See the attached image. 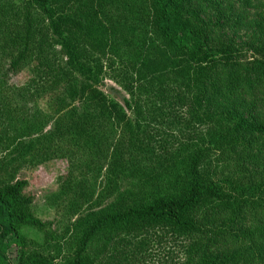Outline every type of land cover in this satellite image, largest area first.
I'll return each instance as SVG.
<instances>
[{
    "label": "trees",
    "instance_id": "trees-1",
    "mask_svg": "<svg viewBox=\"0 0 264 264\" xmlns=\"http://www.w3.org/2000/svg\"><path fill=\"white\" fill-rule=\"evenodd\" d=\"M57 160L62 231L17 178ZM159 228L264 264V0H0V264H136Z\"/></svg>",
    "mask_w": 264,
    "mask_h": 264
},
{
    "label": "rangeland",
    "instance_id": "rangeland-1",
    "mask_svg": "<svg viewBox=\"0 0 264 264\" xmlns=\"http://www.w3.org/2000/svg\"><path fill=\"white\" fill-rule=\"evenodd\" d=\"M246 40L247 37H245L244 32H241L238 34L236 41L237 43H240L241 41L246 42ZM242 46L248 49L247 46ZM57 49L60 50V47H57ZM112 68L114 71L120 70L117 65ZM27 75V73H23L20 76L13 78L10 82L14 85L22 86L27 80ZM105 84L104 90L107 93L110 92L111 87L117 90H121V88H123L117 82V80L113 81L110 78L106 80ZM38 107L40 109H45V101H40L37 105L34 103H28L25 106V110L31 116L34 114L36 109H39ZM50 128L51 126L48 125L45 130H49ZM155 140L158 141L159 137H157ZM70 172H72L74 176L77 175V171L71 164L68 163L67 160H57L41 167L36 171L21 169L17 176L18 179H26L30 182L27 192H29L35 198L34 205L32 206L34 215L43 222H53L54 225L52 226V229H57L58 231L64 230L65 226L67 225V210L69 209L67 206L68 197H62L60 200H58L60 188L58 178L67 176ZM90 178L92 180L90 185H94L93 189L99 193L103 186L102 183H104L106 178L102 175L99 177H94L92 175ZM87 180L89 181V179ZM119 184L126 186L127 182L126 180L122 179ZM21 235L24 238L33 240L39 244H42L44 239L42 233L30 227H24L21 230ZM174 237L175 236L172 233H168L164 229H157V236H148L147 241L150 242V245L142 257L145 259L140 263L136 262V264H179L180 262H183L185 257L184 252L186 251L184 246L186 242H183V239L176 240ZM16 251L17 250L14 249L10 252L12 264H18ZM129 264L134 263L129 262Z\"/></svg>",
    "mask_w": 264,
    "mask_h": 264
}]
</instances>
